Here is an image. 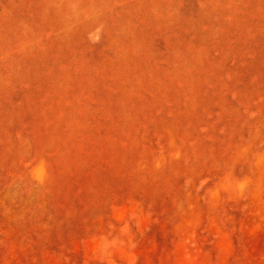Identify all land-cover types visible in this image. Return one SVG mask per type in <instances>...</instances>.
<instances>
[{"label":"rangeland","instance_id":"obj_1","mask_svg":"<svg viewBox=\"0 0 264 264\" xmlns=\"http://www.w3.org/2000/svg\"><path fill=\"white\" fill-rule=\"evenodd\" d=\"M0 264H264V0H0Z\"/></svg>","mask_w":264,"mask_h":264}]
</instances>
